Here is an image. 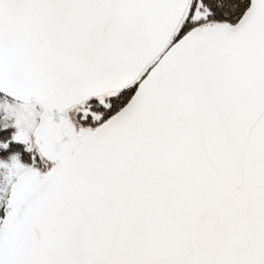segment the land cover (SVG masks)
<instances>
[{"label":"snow or ice","instance_id":"6c2138e0","mask_svg":"<svg viewBox=\"0 0 264 264\" xmlns=\"http://www.w3.org/2000/svg\"><path fill=\"white\" fill-rule=\"evenodd\" d=\"M0 264H264V0H0Z\"/></svg>","mask_w":264,"mask_h":264}]
</instances>
